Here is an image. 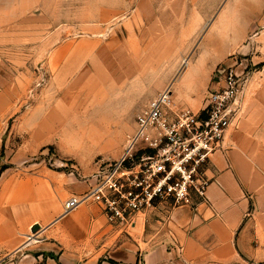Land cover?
<instances>
[{"label": "rangeland", "instance_id": "1", "mask_svg": "<svg viewBox=\"0 0 264 264\" xmlns=\"http://www.w3.org/2000/svg\"><path fill=\"white\" fill-rule=\"evenodd\" d=\"M173 7L184 18L164 23L179 26L149 27L147 0H0V178L51 183L57 197L63 188L71 190L46 211L48 217L104 178L126 152L142 110L167 87L172 109L200 113L210 92L235 70L242 112L233 127H244L264 143V0H189ZM178 152L165 143L139 142L122 168L129 172L122 176L125 197L119 206L137 205L127 209V219L107 220L94 231L79 220L67 226L54 222L49 227L66 241V257L50 253L37 259L41 264L112 260L119 243L124 245L119 251H136L142 261L144 229L176 206H195L197 178L209 177L206 158L198 174H191L188 199L176 201L170 181H163L182 158ZM187 168L189 176L193 165ZM182 175L176 171L172 182L183 183ZM161 181L163 191L155 194ZM75 212L105 214L95 201ZM113 229L122 230L119 238ZM38 242L25 251H34Z\"/></svg>", "mask_w": 264, "mask_h": 264}, {"label": "crops", "instance_id": "2", "mask_svg": "<svg viewBox=\"0 0 264 264\" xmlns=\"http://www.w3.org/2000/svg\"><path fill=\"white\" fill-rule=\"evenodd\" d=\"M147 1L151 5V16L145 26L149 27L179 26L164 21L183 19L182 10L178 13L173 6L189 2ZM164 5L169 8L164 10ZM3 121L0 110V129ZM260 140L255 133L247 132L241 126L229 130L224 149L211 155L206 198L193 207L176 206L170 216L158 219L156 226L145 228L143 245H139L143 251L142 261L137 259L136 251L126 255L119 251L124 245L118 243L117 246L122 247L113 253L112 260H88L84 264L264 263V143ZM69 191L65 187L57 197L51 183L0 178V264H41L37 257L50 253L65 259L66 241H61L49 227L54 222L63 220L67 226L79 220L83 228L88 230L91 226L92 231L108 223L104 212L77 213L74 210L64 215L60 208L56 215L48 217L46 211L55 206L57 200L69 196ZM31 231L36 232V239L29 238ZM101 232L105 230L101 228ZM121 234L122 230L112 231L115 238ZM36 240L39 241L34 245L36 249L25 251ZM68 246L82 250L79 244ZM128 249H131L129 243ZM177 251L183 252L181 259L176 256Z\"/></svg>", "mask_w": 264, "mask_h": 264}, {"label": "built area", "instance_id": "3", "mask_svg": "<svg viewBox=\"0 0 264 264\" xmlns=\"http://www.w3.org/2000/svg\"><path fill=\"white\" fill-rule=\"evenodd\" d=\"M240 91V77L235 70H230L222 79V83L210 92L202 111L194 113L190 110L172 109V90L168 87L162 90L138 116L136 131L128 137L127 149L121 159L110 164L104 178L89 191L66 199L63 205L64 215L83 204L95 201L103 205L110 222L126 220L127 209L137 205L133 202L126 203L123 207L119 206L121 198L125 197L120 190L122 186L120 183H124L122 176L129 172L128 169L123 171L122 168L126 162L133 160L130 154L139 142H149L157 147L165 143L174 146L175 150L179 149L177 154L182 155V158L177 162L174 161V166L163 183L170 181L168 188L173 192L176 201L188 199L187 184L191 181V174L197 172V166L206 158L211 161V155L224 149L229 130L236 126L240 118L242 112L238 100ZM188 164L193 165L189 176L186 175ZM176 171L183 173L182 177L185 179L183 183L172 182ZM197 182L200 185L196 186V191L201 201L206 198L210 178L198 177ZM163 186L161 181L155 194L162 193Z\"/></svg>", "mask_w": 264, "mask_h": 264}]
</instances>
